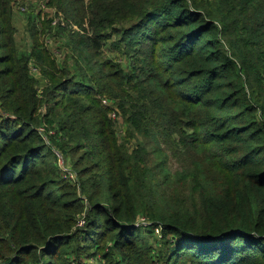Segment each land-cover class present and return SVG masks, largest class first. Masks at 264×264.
<instances>
[{"label":"trees","instance_id":"16d2710c","mask_svg":"<svg viewBox=\"0 0 264 264\" xmlns=\"http://www.w3.org/2000/svg\"><path fill=\"white\" fill-rule=\"evenodd\" d=\"M54 1L92 33L73 77L35 40L39 80L0 0V264H81L100 240L118 264H264V0Z\"/></svg>","mask_w":264,"mask_h":264},{"label":"rangeland","instance_id":"374dc122","mask_svg":"<svg viewBox=\"0 0 264 264\" xmlns=\"http://www.w3.org/2000/svg\"><path fill=\"white\" fill-rule=\"evenodd\" d=\"M8 4V8H10L11 10L10 22L12 23V26L14 28L13 40L16 42V48L19 53H25L27 55L31 54L30 68L32 74H36L39 80L43 78L41 73H39V67L34 62L35 55L32 52L33 44L35 43L34 41L37 40L42 45L50 48L52 56H56L57 58H59L60 65H63V63H66V61L70 63L69 67L71 70V77L76 76L79 71L77 69L78 63L76 62V43L79 38L77 36L78 34L75 32H82V34L85 32L89 34L92 33V28L90 27V25H88V20H86V17L82 19L85 28L84 29L83 26L79 27V24L76 21H73L71 20V18L66 16L68 18L67 19L64 15L65 13L60 9L59 3L54 0H10ZM73 27L76 29V31L72 29ZM115 39H118V37L116 35H113V40ZM113 40H109L108 43L111 44ZM109 44L105 47L104 52L101 53L100 58L111 57L117 60H123L125 62L126 58H123V56L117 53L115 50L110 49ZM101 97L104 102L113 107L111 115L115 118L118 140L120 142H124L128 150H132L136 145H138V138L136 136H130L128 134L127 124L124 121L121 109L117 105L118 97H108V94L106 95V93H102ZM40 109L43 112L46 111V108L44 106H41ZM42 126H44L43 134L46 141L48 143H51V138L45 131V127H50L47 126V124L44 122H42ZM54 128H51V130H54ZM138 137L141 140H144V136L141 133H138ZM151 145V142L148 143V148H150ZM63 153L67 165L74 168L71 155L65 152ZM77 154L78 153H76L75 156H77ZM150 156L151 159H153V156L151 154ZM49 158L50 161H57V155L56 161L54 160L52 154H50ZM170 158L171 159L169 162L171 166L175 167L179 165L180 160L178 158H176L175 156H171ZM160 190L162 192L167 191L173 196H175V193L178 191L184 193V190H182V188L180 187L174 188V186L163 184L160 185ZM146 221L147 219L141 215L139 222ZM78 223L81 225L84 224V219L79 220ZM160 231L161 229L159 231L156 230L155 234H159ZM153 239L154 238L151 239V242L153 241ZM106 242L110 243V240H100L99 246L94 247L95 250L92 252L93 254L85 256L83 259V263L81 264H90V262L93 261L100 262V264H118V260H116L114 257H111L110 255H107L108 248L106 246ZM153 247L155 246L153 245ZM155 264L162 263L161 261H158V259H155ZM185 264L198 263L189 259Z\"/></svg>","mask_w":264,"mask_h":264},{"label":"built area","instance_id":"2783aa9c","mask_svg":"<svg viewBox=\"0 0 264 264\" xmlns=\"http://www.w3.org/2000/svg\"><path fill=\"white\" fill-rule=\"evenodd\" d=\"M40 129L43 131L44 130V126L40 125ZM55 153L57 155V161L59 162V165L64 173L65 176L70 177L71 179H73L74 181H77L79 178L77 177L76 171L75 169L69 165H67V162L65 161V156L64 153L61 151L60 148H58V146L53 145ZM145 218V216H143ZM156 230H160L159 227L155 228Z\"/></svg>","mask_w":264,"mask_h":264}]
</instances>
